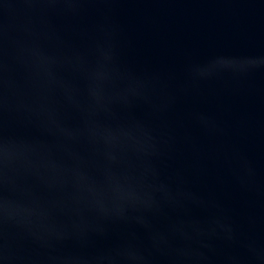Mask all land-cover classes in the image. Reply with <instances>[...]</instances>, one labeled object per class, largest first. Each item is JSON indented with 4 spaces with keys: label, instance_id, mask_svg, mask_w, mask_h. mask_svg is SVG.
I'll list each match as a JSON object with an SVG mask.
<instances>
[{
    "label": "water",
    "instance_id": "water-1",
    "mask_svg": "<svg viewBox=\"0 0 264 264\" xmlns=\"http://www.w3.org/2000/svg\"><path fill=\"white\" fill-rule=\"evenodd\" d=\"M0 264H264V0H0Z\"/></svg>",
    "mask_w": 264,
    "mask_h": 264
}]
</instances>
